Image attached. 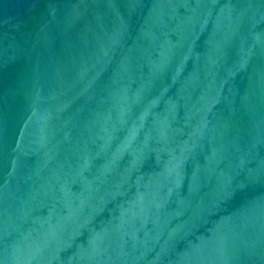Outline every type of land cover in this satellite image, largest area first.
Returning <instances> with one entry per match:
<instances>
[{
	"label": "water",
	"instance_id": "95a60500",
	"mask_svg": "<svg viewBox=\"0 0 264 264\" xmlns=\"http://www.w3.org/2000/svg\"><path fill=\"white\" fill-rule=\"evenodd\" d=\"M0 264H264V0H0Z\"/></svg>",
	"mask_w": 264,
	"mask_h": 264
}]
</instances>
